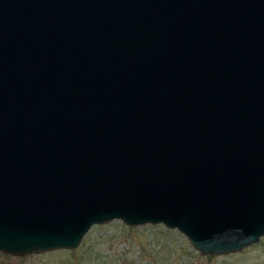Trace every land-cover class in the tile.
<instances>
[{
    "label": "water",
    "instance_id": "1",
    "mask_svg": "<svg viewBox=\"0 0 264 264\" xmlns=\"http://www.w3.org/2000/svg\"><path fill=\"white\" fill-rule=\"evenodd\" d=\"M117 218L264 235V0H0V250Z\"/></svg>",
    "mask_w": 264,
    "mask_h": 264
},
{
    "label": "rangeland",
    "instance_id": "2",
    "mask_svg": "<svg viewBox=\"0 0 264 264\" xmlns=\"http://www.w3.org/2000/svg\"><path fill=\"white\" fill-rule=\"evenodd\" d=\"M0 264H264V235L236 251L202 253L176 228L117 218L93 224L74 248L23 255L0 250Z\"/></svg>",
    "mask_w": 264,
    "mask_h": 264
}]
</instances>
